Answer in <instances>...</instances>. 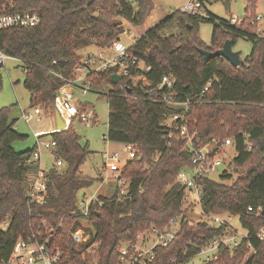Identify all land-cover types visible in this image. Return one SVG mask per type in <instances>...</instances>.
Segmentation results:
<instances>
[{"label": "trees", "instance_id": "1", "mask_svg": "<svg viewBox=\"0 0 264 264\" xmlns=\"http://www.w3.org/2000/svg\"><path fill=\"white\" fill-rule=\"evenodd\" d=\"M257 2L248 0L241 24L219 18L207 8V16L176 9L129 47L149 70L131 66L118 83L112 81L116 68L88 73L91 91L108 98L106 137L137 145L138 155L128 159L121 171L129 181L127 198H120L119 190L112 196L100 194V201L85 216L74 211L79 195L96 179L81 172L90 151L73 126L76 119L68 128L51 133L55 155L63 165L48 172L46 201L37 204L28 198L29 176L39 168L32 160L36 147L16 150L14 142L27 136L15 129L10 108L0 109V237L6 255L20 236L45 232V225L55 228L54 240L64 252L65 264H121L123 242L135 243L140 231L165 229L174 219L180 224L175 239L155 248L151 264H171L173 259L187 262L212 239L232 234L227 225L196 222L184 208L187 194L176 179L191 166L193 156L178 130L166 122L174 113L185 111L189 125L203 140L234 139L237 155L230 172L221 177L231 180L237 173V178L230 184L200 178L199 204L205 214L237 216L247 232L237 246L221 245L218 256L202 264H264V238L258 236L264 229V36L259 31ZM11 4L17 11H37L41 16L35 27L0 30V47L25 62L23 83L30 92L31 107L46 108H53L59 88L74 76L83 59L80 50L112 45L124 30L122 20L143 25L152 7L151 0H0V7ZM174 21L178 31L169 34L166 30ZM203 22L214 27L210 46L200 37ZM240 37L253 46L238 67L221 56L206 61L200 51L217 50L226 39L235 45ZM164 75L176 79L177 99L190 100L187 110L158 100ZM1 85L0 79V89ZM104 85L110 88L107 93L95 89ZM80 107L84 112L89 106L80 103ZM79 228L91 234L88 244L73 239L72 231ZM94 244L97 248L90 249Z\"/></svg>", "mask_w": 264, "mask_h": 264}, {"label": "built area", "instance_id": "2", "mask_svg": "<svg viewBox=\"0 0 264 264\" xmlns=\"http://www.w3.org/2000/svg\"><path fill=\"white\" fill-rule=\"evenodd\" d=\"M182 10L191 15L207 16L206 7L201 0H189L182 7ZM257 19L260 21L261 17L258 15ZM40 21L41 16L37 11H17L12 4L0 7V30L12 27H35L39 25ZM231 22L241 24L243 18H232ZM11 59L21 63L23 65L22 68L26 71L25 62L21 58L6 53L0 47V73L6 68L7 61ZM131 66H135L142 71L150 69V66H146L143 60L138 59V57L130 52L129 47L123 46L119 40L106 48H99L96 55L89 54L83 57L81 64L75 68L74 76L70 79H65V83L59 88L54 101L55 111L60 113L67 126L77 118L83 122L89 121L95 114L93 107L83 112L80 107L81 102L74 92L75 87H79L83 93L91 91L90 84L87 82V76L82 77V72L84 70H87L88 73L92 71L101 72L110 68H116V74H119L121 78L129 74ZM57 75L61 76L60 74ZM175 84L176 79L174 76L164 75L158 87L162 91V96L158 100L171 106L185 107V110H187L190 100L183 101L176 98L174 92ZM209 85L205 87L206 90L209 89ZM32 108H34L33 112L22 108V119L28 124L34 119L40 121L44 114V109L41 105ZM186 113L185 111L176 112L168 118L166 123L169 126H173V128L175 127L174 130H178L179 137L187 142L193 156L191 166L180 171L176 181L185 189V192L187 190L193 192L200 203L202 189L198 180L202 177H210L215 173L222 175L226 171L230 172L231 162L237 155V149L235 141L231 137L203 140L198 135V131L189 125ZM175 121H178L176 125ZM35 134L38 138L43 136L41 135L42 131ZM123 145L129 152V159L138 155L137 145ZM49 146L55 150L56 142L52 140ZM41 157L42 152L38 142L37 149L32 154V160L39 164V168L29 176L30 189L28 192L30 202L37 204H44L48 194V172L41 167ZM103 158L105 160L104 168L113 172L111 176H107L108 178H106L109 179L111 177L118 181L120 198H127L129 181L124 179L121 176V172H119L122 166L111 165V162H119L121 160V152L107 149L103 152ZM62 165V159L56 156L54 167ZM111 167L113 168L111 169ZM186 194V201H188V193L186 192ZM99 196L98 192H82L79 195L77 209L74 211V214L87 215L93 203L100 201ZM248 209L249 211H253L252 207ZM256 214L258 215L259 213ZM205 216L204 221L209 225L217 227L227 225L233 233L214 238L207 246L199 248L197 255L204 256L202 258L203 262L216 258L221 245L237 246L240 240L247 236L245 229L241 231L234 225V215L205 214ZM45 227H47L45 232L42 230L38 232L32 231L30 234L20 236L13 244L9 255L5 254L0 237V264H65L63 259L64 252L61 246L54 240L55 228L47 225ZM1 228L5 230L7 223H4ZM179 228V221L174 219L165 229L151 227L148 230L140 231L137 234V242H123L121 244L119 261L121 264H151L156 256L155 248L157 246L169 245L175 239ZM72 236L75 242L81 245L88 244L91 240V234L87 233L84 228L73 230ZM258 236L260 239L264 238V229ZM249 247L253 249L251 243H249ZM96 248L95 244L90 246V249ZM190 260L183 262L173 259L170 262L171 264H188Z\"/></svg>", "mask_w": 264, "mask_h": 264}, {"label": "rangeland", "instance_id": "3", "mask_svg": "<svg viewBox=\"0 0 264 264\" xmlns=\"http://www.w3.org/2000/svg\"><path fill=\"white\" fill-rule=\"evenodd\" d=\"M189 0H151L152 7L145 23L140 26H134L127 20H122L123 32L119 36V42L127 47H130L142 33L149 29L154 20L158 21L154 12H158L161 19L171 14L176 9H182V7ZM205 7L215 14L219 18L231 20L232 18L242 19L247 11L248 0H204ZM257 14L261 17L259 22V31L264 36V0H258L257 2ZM157 13V14H158ZM160 21V20H159ZM213 24L210 22L200 23V37L210 46L213 38ZM178 31L177 22H172L168 25L166 30L169 34H175ZM252 42L246 38L240 37L237 39L234 49L241 51L242 58H246L252 50ZM98 47L90 46L80 50V54L83 57L98 53ZM22 64L17 60L11 59L7 61V66L0 73L1 89H0V109L4 107L10 108V120L16 121L14 127L21 134L26 135L25 139L17 140L14 142V147L17 151H25L36 147L39 142V146L42 152L41 167L46 172H49L56 164V155L54 150L49 146L53 137L51 133L57 129L55 109L52 107H43L44 114L40 121L34 119L30 124L26 123L22 119V108L29 111H34L31 107L30 92L24 86L25 71L22 68ZM88 71L84 70L81 74L82 77L87 76ZM97 91L107 93L109 86L104 85L99 88H95ZM75 96L80 100L82 104L89 106L85 111L92 109L94 115L89 121H81L77 118L73 126L77 133L81 136V143L87 147L90 153L87 155L85 163L81 166V172L87 177L96 179L92 187L87 188V193L98 192L104 196H112L118 190V181L111 177L107 179V176L113 174L112 171L104 168L105 160L103 158V152L107 149L117 150L121 152V160L119 162H111V165L122 166L119 172L129 159V152L124 148L123 143L112 142L105 136L109 132V103L107 96L95 91H88L83 93L79 87L74 88ZM69 127V126H68ZM67 127V128H68ZM43 136L38 138L36 132H41ZM113 167H111L112 169ZM238 174L234 173L231 180H224L220 174H212L211 179L223 182L226 184L232 183L237 178ZM107 177V178H106ZM188 193L189 200L185 202L184 208L188 210V217L197 221H204L206 216L202 211L201 205L197 200L195 194L186 191ZM234 225L241 231H244L240 220L237 216L234 217ZM204 256H194L188 264H202Z\"/></svg>", "mask_w": 264, "mask_h": 264}, {"label": "water", "instance_id": "4", "mask_svg": "<svg viewBox=\"0 0 264 264\" xmlns=\"http://www.w3.org/2000/svg\"><path fill=\"white\" fill-rule=\"evenodd\" d=\"M200 51L204 55L206 61H209L214 57L221 56L226 60H228L235 67L242 65L245 59L242 58L240 50L234 49V42L231 39H226L222 47H220L217 50L212 51L207 49H201ZM119 80H120L119 74L115 73L112 75V81L114 83H118ZM55 117H56L57 129H58L57 131H61L68 127L58 111L55 112Z\"/></svg>", "mask_w": 264, "mask_h": 264}, {"label": "crops", "instance_id": "5", "mask_svg": "<svg viewBox=\"0 0 264 264\" xmlns=\"http://www.w3.org/2000/svg\"><path fill=\"white\" fill-rule=\"evenodd\" d=\"M157 13H158L157 11L154 12V14H155L154 16H156V18L158 19V21H155V20H154V23H153V25H152L151 27H153L154 25H156V24L159 22V20H160V21L162 20V19L160 18L159 13H158V14H157ZM151 27H150V28H151ZM147 30H148V29H147ZM147 30H146V31H147ZM146 31H145V32H146ZM145 32H144V33H145ZM144 33H142L140 36H142ZM55 130H56V129H55ZM55 130H54V132H55Z\"/></svg>", "mask_w": 264, "mask_h": 264}]
</instances>
